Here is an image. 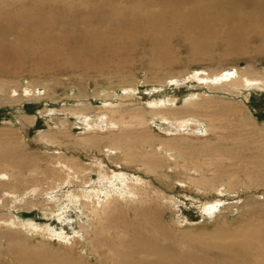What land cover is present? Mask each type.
Returning a JSON list of instances; mask_svg holds the SVG:
<instances>
[{"label":"rangeland","instance_id":"obj_1","mask_svg":"<svg viewBox=\"0 0 264 264\" xmlns=\"http://www.w3.org/2000/svg\"><path fill=\"white\" fill-rule=\"evenodd\" d=\"M39 11L56 23L63 16L71 19L74 24L67 32L79 26L95 28L101 33L100 42L87 47L86 42L62 35L60 44L47 43L51 50H41L42 55L11 52L13 40L24 44L29 38L16 32L20 19L35 18ZM156 12L163 17L159 23L152 21ZM144 13L150 18L145 19ZM133 14L145 21L133 20ZM228 14L234 19L229 21ZM221 17L217 23L211 20ZM207 20L210 24L204 26ZM6 22L12 23L11 38L1 30ZM0 24V147H5L0 172L9 174L6 182L0 180V264H40L38 260L45 257L60 264H113L107 247L122 237L132 238L126 233L128 225L140 224L148 232L145 216L138 219L133 211L143 205L159 209L158 220L177 238L218 236L226 243L241 227L239 241L264 248V86L248 88L240 83L246 73L264 77V0H0ZM139 32L145 35L138 37ZM189 35L196 37L193 43L184 42ZM236 68L245 72L243 76ZM227 73L234 74L225 78ZM185 99L194 105H185ZM161 100L176 103H167L169 107L157 114ZM131 109L141 113L143 124L129 118ZM160 113L169 123L187 119V127L159 131L154 122L164 120ZM243 114L250 124L242 129ZM78 116L89 117L90 128L78 122ZM108 122L111 126H103ZM227 123L238 124L237 141L249 143L238 156L229 157L224 151L237 142L231 140L234 133L219 127ZM209 124L219 127L218 134L208 129ZM121 132L123 138L117 136ZM219 134L224 135L222 142ZM115 141L124 142L125 148L109 158L105 151L113 149ZM129 144L130 158L123 155ZM152 144L161 155L171 144L179 149L177 158L163 160V167H147L144 160L149 153L137 151ZM216 146L218 150L211 149ZM7 150L18 158L19 168L7 163ZM122 172L127 178L119 182L134 186L136 200H126L127 187L112 206L99 205L96 210L94 202L103 199V193L93 196L90 185L101 177L121 174V178ZM216 203L212 214L204 212L205 205ZM60 210L67 216L58 217ZM10 211L33 213L38 229L15 225ZM100 224L107 227L102 235L96 232ZM51 228L72 238L64 241L50 235ZM231 248L249 264L264 263V252Z\"/></svg>","mask_w":264,"mask_h":264},{"label":"bare ground","instance_id":"obj_2","mask_svg":"<svg viewBox=\"0 0 264 264\" xmlns=\"http://www.w3.org/2000/svg\"><path fill=\"white\" fill-rule=\"evenodd\" d=\"M130 1V0H129ZM132 1V0H131ZM71 3V2H70ZM127 3V2H126ZM30 4V3H29ZM77 4V3H76ZM221 4V3H220ZM219 3L217 4L216 3V6L220 5ZM241 4V3H240ZM31 5V4H30ZM29 5V6H30ZM41 5V4H40ZM102 5V4H101ZM109 5V4H108ZM223 5V4H222ZM92 6V5H91ZM248 6V5H247ZM62 7V6H61ZM70 7V6H68ZM209 7V6H207ZM224 7V11H225V6ZM230 7V6H229ZM228 7V8H229ZM75 8V7H74ZM78 8V7H77ZM116 8V7H115ZM124 8V7H123ZM122 8V10L124 11V9ZM212 8V7H210ZM227 8V6H226ZM71 9V8H70ZM22 10V9H21ZM79 10V9H77ZM88 10H90L88 8ZM121 10V9H120ZM207 10V9H206ZM205 10V11H206ZM214 10H216L214 8ZM231 10V8H230ZM23 11V10H22ZM75 11V10H74ZM99 11V10H98ZM109 11V10H108ZM119 11V10H117ZM117 11H115V13H117ZM209 11V10H208ZM212 11V10H211ZM210 11V12H211ZM221 11V10H220ZM36 12V11H35ZM83 12V11H82ZM87 12V11H85ZM120 12V11H119ZM118 12V13H119ZM125 12H128V11H125ZM123 12L122 15L126 16ZM217 12V11H216ZM230 12V11H229ZM250 12V11H249ZM27 13V12H26ZM89 13H92V9L90 10ZM88 13V14H89ZM135 13V12H134ZM157 13V14H156ZM155 15H151L152 18H156L155 16H158L156 19H153L152 21L156 20L157 23H159V21L163 18H161V14H159L158 12H156ZM232 13V12H231ZM235 13V12H234ZM9 14H11V12H9ZM38 14L35 18H21L20 21L18 22V25L19 27L17 28L16 32L17 31H21V33H25L26 35H29V38L31 39L29 42H28V39L27 41L24 43V44H21L20 42H15L13 40V42L10 44V49L11 52L15 53V54H18V51L19 52H24L25 55L28 56H35L36 54H39L41 52V50L45 49H50L51 46H48L47 43H50L51 45H54V44H60V41L62 40L61 36H67L68 38H70L71 40L74 39V41L76 42H81V43H84L86 44L87 47H90L91 43H94V44H97L98 42H100V39H101V33L99 31H95V28H92V29H88V28H85V27H82V26H79V29L77 28H74L72 29L70 32H67V28L69 26H71L72 24H74V22H71V19H68L66 16H61L62 17V21L60 23H56V19L54 18H46V14L42 12L41 14V11H39ZM46 16H45V15ZM74 14V13H73ZM93 14V13H92ZM207 14V13H206ZM217 14V13H216ZM121 15V16H122ZM149 15V13H148ZM144 13V17L148 16ZM173 14H171L172 16ZM210 15V13H209ZM214 15V14H213ZM218 15V14H217ZM23 16V15H22ZM21 16V17H22ZM69 16V15H68ZM118 16V15H117ZM128 16H129V13H128ZM127 16V17H128ZM215 16V15H214ZM226 16V15H225ZM262 16V15H261ZM19 17V16H18ZM26 17V16H25ZM28 17V16H27ZM30 17L31 14H30ZM73 17V16H72ZM102 17V16H101ZM131 17V16H129ZM128 17V18H129ZM209 17V16H208ZM227 19H230L229 21H231L233 18V15L232 14H228L227 16ZM237 17V16H236ZM240 17V16H239ZM20 18V17H19ZM71 18V17H70ZM74 18V17H73ZM80 19L81 16L79 17ZM98 18V17H97ZM114 18V17H113ZM118 18V17H117ZM148 17H146L145 19H147ZM150 18V17H149ZM148 18V19H149ZM225 18V17H224ZM78 19V18H77ZM89 19V18H88ZM104 19V18H103ZM112 19V18H111ZM136 21L139 19L136 18L135 14H133V20ZM145 19H139V20H143L145 21ZM218 19H222L221 18H215V19H211L212 22H216V20ZM249 19V17H248ZM14 20V19H13ZM79 20V19H78ZM108 20V19H107ZM114 20V19H113ZM112 20V21H113ZM129 20V19H128ZM132 20V18H131ZM184 20V19H182ZM15 21V20H14ZM124 21V20H122ZM147 21V20H146ZM150 23L152 22L151 20H149ZM148 21V22H149ZM164 21V20H163ZM228 21V20H227ZM226 21V22H227ZM237 21V20H236ZM82 22V21H81ZM80 22V23H81ZM118 22H119V18H118ZM125 22V21H124ZM131 22V21H130ZM130 22L127 21V25L129 23V25L131 24ZM139 22V21H137ZM147 22V23H148ZM189 22V20H188ZM204 22V21H203ZM221 22V21H220ZM3 23V22H2ZM85 24L87 22H84ZM116 23V22H115ZM123 23V22H122ZM154 23V22H153ZM187 21H184V26L187 27ZM217 23V22H216ZM219 23V22H218ZM241 23V22H240ZM82 24V23H81ZM89 24V23H88ZM87 24V25H88ZM117 24V23H116ZM125 24V23H124ZM155 25L156 22L154 23ZM152 24V25H154ZM183 24V23H182ZM210 24V22L207 20V22H204V26H208ZM223 24V23H222ZM1 25V24H0ZM12 23L11 22H6V29L3 30V28L1 29L2 31H4L5 35L7 38H11V36L15 35V33L13 32V29L11 27ZM126 25V24H125ZM190 25V23H189ZM202 25V24H201ZM236 25V23L234 24V26ZM75 26V25H74ZM104 26V24H103ZM111 26V24H110ZM116 26V25H114ZM121 26H123V24H121ZM132 26V25H130ZM182 25V29L184 27ZM203 26V27H204ZM221 26V25H220ZM219 26V27H220ZM224 26V25H223ZM233 26V27H234ZM72 27V26H71ZM126 27V26H125ZM124 27V28H125ZM152 27V26H151ZM213 27V26H212ZM237 27V25H236ZM235 27V28H236ZM109 28V26H108ZM132 29V27H129V29ZM155 28V27H154ZM215 28V27H214ZM234 28V29H235ZM243 28V27H242ZM50 29V30H49ZM97 29V28H96ZM99 29V28H98ZM114 29V33L116 32V27H113ZM127 30H129L128 28H126ZM124 29L123 32L126 30ZM135 29V28H134ZM133 29V30H134ZM147 29V28H146ZM198 29V28H197ZM209 29V28H207ZM221 29V28H220ZM15 30V29H14ZM104 30V29H103ZM127 30H126V33L125 35H127ZM132 30V31H133ZM145 30V28H144ZM211 30V29H210ZM219 30V29H218ZM108 30H106V32H108ZM119 31V29H118ZM131 31V30H129ZM128 31V32H129ZM143 31V30H142ZM140 31V32H142ZM149 31V30H148ZM209 31V30H208ZM206 31V32H208ZM215 31V30H214ZM139 32V33H140ZM145 32V31H144ZM118 33V32H117ZM134 32H130L129 34H132ZM137 34L138 37H140L141 34L143 33H140V34ZM146 33V32H145ZM149 33V32H148ZM147 33V34H148ZM205 33V32H203ZM121 34V32H120ZM182 34V33H181ZM118 35V34H116ZM145 35V34H143ZM143 35H141L143 37ZM149 35V34H148ZM169 35V34H167ZM183 35V34H182ZM181 35V36H182ZM245 35V34H244ZM185 36V35H184ZM206 36V34H205ZM211 36V35H209ZM215 36V35H214ZM212 36V38L214 37ZM166 37V35H165ZM165 37H164V40L165 41ZM180 37V36H179ZM13 38V37H12ZM24 39H26L27 37L23 36ZM203 38V37H202ZM210 38V37H209ZM211 38V39H212ZM13 39H16V38H13ZM35 39V40H34ZM196 39V37H195ZM194 37H190V35L188 37L185 38L186 41H184V38H183V41L184 42H190V43H193L195 41ZM216 39H220L219 37H217ZM247 39V37H246ZM116 40V39H115ZM118 40V39H117ZM206 40V38L204 39ZM153 42V40H152ZM115 43V42H114ZM133 44V43H132ZM131 44V45H132ZM151 44V43H150ZM128 45V44H127ZM153 45V44H152ZM1 46V45H0ZM133 46V45H132ZM57 47V46H55ZM128 48V46H127ZM132 50L134 49L133 47H131ZM152 49V48H151ZM129 50H131L129 48ZM48 51V50H47ZM153 53V52H152ZM155 54L156 51H155ZM39 55H42L41 53ZM45 55V54H44ZM46 57V56H45ZM231 68V67H230ZM229 69V67H228ZM233 69V68H232ZM238 68H236L237 70ZM228 71V70H227ZM226 73V72H225ZM235 73V72H234ZM234 73H227L226 74V77L225 78H231L233 76ZM237 73L240 75L244 74L245 72L244 71H240V70H237ZM247 75H244V78H240V83L241 85L244 83V87H248V88H254V87H261L262 88V85L264 86V77H260V76H257V75H253L252 72L249 73H246ZM207 75V74H206ZM218 76V75H217ZM216 76V77H217ZM221 76V75H220ZM243 76V75H242ZM246 76V77H245ZM250 77L249 80H247V77ZM210 77V76H209ZM236 78V77H235ZM215 78H213L214 80ZM223 78H221V81H222ZM220 81V79H219ZM261 82V84H259V82ZM210 82V81H209ZM212 83V82H211ZM219 83V82H217ZM226 83V82H225ZM239 83V82H238ZM208 85V84H207ZM206 85V86H207ZM217 87V86H216ZM237 87V85H236ZM238 88V87H237ZM242 88V87H241ZM221 89V88H220ZM3 90L2 87H0V92ZM224 90V89H223ZM205 94V93H204ZM202 96V95H201ZM179 101V100H178ZM115 102V101H114ZM186 102V103H185ZM107 103V102H106ZM105 103V104H106ZM150 103V102H149ZM167 103H170V104H175L176 102L170 100V101H160L159 102V109H156V113L157 112H161L165 107H169ZM184 103L185 105H194V102L191 103L190 101H186V99L184 100ZM197 103V102H196ZM104 104V105H105ZM147 104V102H146ZM203 105V104H201ZM176 106V105H175ZM157 107V106H156ZM174 107V106H173ZM196 107V106H195ZM198 107V106H197ZM201 107V106H200ZM199 107V108H200ZM189 108V107H188ZM151 110V109H150ZM172 110V109H170ZM136 109H131L130 110V119L132 120H137L139 122H141L142 124L144 123L142 120V117H141V113L139 111L135 112ZM173 111V110H172ZM129 112V111H128ZM159 114V113H157ZM189 114V113H188ZM122 115V118L124 117V114L121 113ZM160 115L164 118L163 113H160ZM168 115V114H167ZM166 115V116H167ZM159 116V115H158ZM241 116V115H240ZM172 117V116H171ZM241 117H243L242 121H241V127L243 129V126H248L250 124V122L247 121V116L245 114H243ZM161 118V117H160ZM200 118V117H199ZM76 119V118H75ZM177 119V118H175ZM212 119V118H211ZM77 120L78 122L80 121V123L86 127V128H90L91 126V120L90 118H86V117H82V116H78L77 117ZM203 120V119H202ZM207 120V119H206ZM218 120V119H217ZM128 121V120H127ZM156 121V120H155ZM158 121V120H157ZM101 122H103V120H101ZM153 122V121H152ZM204 122V121H203ZM217 122V121H216ZM126 123V122H125ZM187 119H183V120H176L174 123H169L167 122V120L164 118L163 121H159V122H154L155 125H157L160 129L159 131L162 132V130H169V131H183L186 127H187ZM213 123V121H212ZM111 124V122H108L107 125H103V126H109ZM122 124V123H121ZM203 124V123H202ZM132 125V124H131ZM201 125V124H200ZM253 125V124H252ZM111 126V125H110ZM101 127V126H100ZM219 127H221L222 129H226L227 132H230V133H234L235 135L231 138V140L233 141H237V139L240 137L241 133H239V130H238V127L239 125H233L232 123H227V124H224V125H219ZM217 126H213L209 124V130L212 131L214 134H218L217 133V129L219 128ZM133 128V127H132ZM203 128V127H202ZM134 129V128H133ZM206 129V127H205ZM106 130V129H105ZM131 130V129H130ZM129 130V132H131ZM198 132H200V127L197 129ZM238 130V131H237ZM163 131V132H164ZM205 131V130H204ZM243 131V130H242ZM207 132V131H206ZM220 132V131H219ZM165 133V132H164ZM169 133V132H168ZM181 133V132H180ZM223 134V133H222ZM222 134H219L218 135V141L219 142H222L224 140V135L222 136ZM130 135V134H129ZM119 138H123L125 136L124 132H121L117 135ZM127 136V135H126ZM128 138V137H127ZM123 140V139H122ZM127 140V139H125ZM243 140V139H242ZM258 140V139H257ZM256 140V142H257ZM246 141V140H245ZM259 141V140H258ZM131 142V141H130ZM145 142V141H144ZM254 142V145H255V149L258 148V143ZM124 143V142H122ZM121 142H118V141H115L113 142L114 145L113 146V149L111 150H108L109 148L106 149V155H108L109 158L111 157H114L118 154V152L121 150V148H125V146H123ZM175 143V142H174ZM247 144V145H246ZM246 144L241 141H237L235 146L232 147V148H229V147H224V151L225 153L229 156V157H232V156H238V151L242 148H245L249 145V143L246 142ZM120 145V146H118ZM142 145V144H141ZM139 146V145H138ZM166 144H162V147H165ZM232 146V145H231ZM244 146V147H243ZM130 144H129V150L127 152L124 151L123 155L125 156H128L129 157V154H131L130 152L132 151V149L130 148ZM136 147V146H135ZM141 147V146H139ZM5 147H0V156L1 154L3 153ZM167 148V147H166ZM219 147H212L211 149L213 150H218ZM184 149V148H183ZM259 149V148H258ZM134 150V149H133ZM177 150L179 149H176L175 147L171 146V144L169 145L168 144V148L165 149L164 151V155H161L160 151L161 149L160 148H155V146H153V144L151 145L150 148H143L141 147L140 150H138L137 152L141 153L142 151H144L145 153H149V159L145 157V164H147V167L149 168H152L154 169L155 166L156 167H160L164 165V161H166V159H176V155L175 153H179ZM210 150V149H209ZM244 150V149H243ZM104 155V154H103ZM4 156L6 157L5 160L7 161V163L13 165V166H18V161H17V157H15L14 155H12V152L7 150L5 153H4ZM131 157V156H130ZM129 157V158H130ZM229 157H227L229 159ZM226 158V157H225ZM231 159V158H230ZM4 160V159H3ZM23 162V161H22ZM166 163V162H165ZM4 164V163H3ZM6 164V163H5ZM4 164V165H5ZM102 164V163H101ZM23 165V164H22ZM25 165V164H24ZM21 166V164H20ZM93 166V165H92ZM101 166V165H100ZM102 167V166H101ZM10 168V167H9ZM19 168V166H18ZM13 169V168H12ZM102 171V170H101ZM19 172V171H18ZM76 172V171H75ZM156 172V171H155ZM69 173V172H68ZM71 173V172H70ZM69 173V174H70ZM79 173V172H77ZM113 173V172H112ZM116 173H119L116 172ZM114 174V173H113ZM123 174V172H122ZM8 173L6 172H0V180H4L6 182L5 179L8 178ZM67 175V174H66ZM112 175V174H111ZM12 176V175H11ZM71 176V175H70ZM121 174H117V175H113L112 177H101V179H98V180H95V182L93 184L90 185L89 187V193L90 194H93V196L97 195V193H103L101 194V196L103 197V199H96V201L94 202V208L96 210H99V205L101 207V205H108V206H112L114 204L115 201H117L118 197L120 196L119 192L121 190L124 191V189L126 190V188L128 187V190H126L125 192V195H126V200H132V201H135L136 199L133 198V192H134V186L132 184H126L124 183V181L122 182H119V180H123V179H126L127 176L125 174L122 175V179L120 178ZM142 179V178H141ZM136 180V179H135ZM143 181V180H142ZM1 182V181H0ZM132 182V181H131ZM144 183V182H143ZM140 185V183H138ZM137 185V184H136ZM89 186V185H88ZM231 187V186H230ZM82 188V187H80ZM228 188V187H227ZM77 190V189H76ZM133 190V191H131ZM215 190H219L217 189V187L215 188ZM128 191V192H127ZM35 192V191H34ZM79 192V191H78ZM84 192V191H83ZM82 192V193H83ZM7 193V192H6ZM27 193V192H26ZM88 193V194H89ZM123 193V192H122ZM143 193V192H142ZM56 194V192L52 193L51 196H54ZM59 194V193H58ZM73 194V193H72ZM117 194V195H116ZM9 195V193H8ZM64 196V195H63ZM66 196V195H65ZM90 196V195H89ZM101 196H98V197H101ZM82 197V196H81ZM80 197V198H81ZM72 198V197H71ZM74 198V196H73ZM15 199V197H14ZM18 199H20L18 197ZM18 199H15V201H17L18 203L20 202ZM82 199V198H81ZM7 200V199H6ZM69 200V199H68ZM70 201V200H69ZM68 201V202H69ZM75 201V200H74ZM142 201V200H141ZM10 202V201H9ZM124 202V201H122ZM143 202V201H142ZM16 202H14L12 205H14ZM75 203V202H74ZM145 203V202H144ZM77 204V203H76ZM10 205V204H8ZM11 205V206H12ZM71 205V204H70ZM74 205V204H73ZM87 205V204H86ZM217 203L216 204H207L205 205L203 208L204 212H209V214H212L218 207ZM67 206V205H66ZM65 206V207H66ZM134 206V205H133ZM9 207V206H8ZM7 207V208H8ZM83 207V206H82ZM3 208V207H2ZM93 208V209H94ZM76 209V208H75ZM101 209V208H100ZM103 209V208H102ZM67 210V209H66ZM86 208L84 209V212H85ZM65 211V210H64ZM101 211V210H100ZM106 211V210H105ZM133 211H134V214L136 215V218H138L139 216H145L144 218H146V223L148 225V232L144 230H142L140 228V224H131V225H128L126 228V233L128 235L129 234H133L132 238H127L125 239L124 237H122V240L118 241L117 244L114 246V247H107L108 248V253L110 257L113 258V264H249L245 261V259H243L241 256H239L238 254H236L231 246L232 245H236L237 247H248V249L250 250H255V251H261V252H264V248H260V249H257V247L253 246L254 243L252 242H249L247 240H238L239 238V235L238 233H240V230H241V227L240 228H237L235 231L236 233L234 232V235H236V237H234V235H231L230 234V238L228 240H226V243L225 242H221L223 238L221 237H218L216 236L215 240L209 239L211 240H204L206 238H198L199 236H192L191 235H185L183 234L180 238H177L176 237V233H171L173 231L169 230L167 231L165 226L162 225V223L158 220V218L160 217V210L159 209H153L151 207H146V206H142L141 208L139 207H134L133 208ZM22 212H27L28 214L26 215H23ZM20 213H14L12 211H10V213L13 215L11 219H13V223L16 224H20V228H23L25 226H28V228L30 229H38V224H35L34 223V219L32 218L33 217V213L31 212H28V211H22ZM63 211L60 210V212L57 213V215H59L58 217L62 216V217H66L65 214L62 213ZM61 213V214H60ZM89 213V212H88ZM97 213V212H96ZM99 213V212H98ZM106 213V212H104ZM10 215V214H9ZM84 215V214H83ZM93 215V214H92ZM104 215V214H103ZM102 215V217H103ZM99 216V215H98ZM97 217V215H96ZM101 217V215H100ZM105 217V220L107 219L106 216ZM68 218V217H67ZM109 218V217H108ZM135 218V219H136ZM143 218V217H142ZM9 219V218H8ZM102 219V218H101ZM139 219V218H138ZM95 221V219H94ZM97 221V220H96ZM12 222V221H11ZM163 222V221H162ZM73 224V223H72ZM80 225V224H79ZM101 225V224H100ZM114 225V224H113ZM118 225H121V224H118ZM127 225V224H125ZM6 226V225H5ZM96 226V225H95ZM94 226V228H96ZM144 226V225H143ZM7 227V226H6ZM49 227V226H48ZM82 227V226H81ZM114 227H116V225H114ZM122 227V226H120ZM106 226L105 225H101V229L97 230L96 232H98L99 234H103V231L106 230ZM119 228V226H118ZM117 228V229H118ZM44 229V228H43ZM83 229V228H82ZM7 230V229H6ZM41 230V229H40ZM45 230V229H44ZM62 230V229H61ZM61 230L59 231H55L53 228H51V232H50V235L51 233L53 235H56V236H60L61 238L63 237L64 238V241L65 239L68 241L70 240L72 237H69V238H66L63 233L61 232ZM94 230V231H95ZM121 230H123L121 228ZM246 230V229H245ZM8 231V230H7ZM13 231V230H12ZM50 230H47V232L49 233ZM73 231V230H72ZM14 232V231H13ZM44 232V231H43ZM123 232H125L123 230ZM41 233V232H40ZM45 233V232H44ZM97 233V234H98ZM122 236L125 235L124 233H120ZM68 235V234H67ZM95 235V234H94ZM224 235V234H223ZM47 236V235H46ZM71 236H75V235H71ZM129 236V235H128ZM225 236V235H224ZM223 236V237H224ZM76 237V236H75ZM203 237V236H202ZM2 238V237H0ZM51 237H49L50 239ZM56 238V237H55ZM60 238V239H61ZM225 239L228 238V236H225L224 237ZM63 240V239H62ZM121 247H124L121 249ZM2 250V248H1ZM94 253V252H93ZM95 254V253H94ZM264 254V253H263ZM262 255V254H261ZM263 257V256H262ZM258 258V257H257ZM259 260V258H258ZM261 260V259H260ZM103 261V260H102ZM38 262L40 264H60L58 261H54V259H47L46 257L43 259H39ZM67 264V263H66ZM250 264H264L262 261H259V262H256V263H250Z\"/></svg>","mask_w":264,"mask_h":264},{"label":"water","instance_id":"obj_3","mask_svg":"<svg viewBox=\"0 0 264 264\" xmlns=\"http://www.w3.org/2000/svg\"><path fill=\"white\" fill-rule=\"evenodd\" d=\"M22 214H23V215H25V214L27 215L28 213H27V212H22Z\"/></svg>","mask_w":264,"mask_h":264}]
</instances>
